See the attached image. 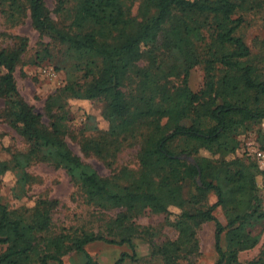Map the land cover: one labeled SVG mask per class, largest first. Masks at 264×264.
<instances>
[{"label":"trees","instance_id":"16d2710c","mask_svg":"<svg viewBox=\"0 0 264 264\" xmlns=\"http://www.w3.org/2000/svg\"><path fill=\"white\" fill-rule=\"evenodd\" d=\"M62 6L58 1L54 11ZM0 11L14 25L29 19L40 38L49 36L65 46L74 61L66 85L45 102L46 125L25 101L7 102L18 95L14 72L22 64L27 39L16 37V48L0 49L5 117L28 145L26 152L0 161V177L15 170V188L24 196L36 181L25 169L43 162L65 170L88 205L119 211L107 224L109 240L84 229L53 231V214L60 206L56 199L38 198L32 207L12 210L0 198V264H64L62 257L70 252L81 254L83 264H97L85 250L88 244L132 248L139 234L133 220L162 214L177 232L175 241L155 248L163 264H179L196 254V231L208 222L215 224V264H242L239 254L258 245L248 229L264 219L256 183L262 171L256 159L228 158L238 149L240 132L264 121V79L239 35L245 15L264 16V0H76L67 27L53 21L44 0H0ZM199 65L205 84L194 93L188 77ZM74 72L82 75L77 78ZM68 100L105 103L108 130L83 137L80 150L110 169L108 177L69 148L64 117L54 113L62 112V102ZM177 142L183 143L181 154L196 156L195 165L171 150ZM134 148L137 170L117 169L118 157ZM186 181L194 213L185 208ZM211 192L213 204L207 202ZM219 207L226 226L215 216ZM172 208L178 210L173 219ZM135 257V252L122 253L115 264ZM245 264H264V244Z\"/></svg>","mask_w":264,"mask_h":264},{"label":"rangeland","instance_id":"374dc122","mask_svg":"<svg viewBox=\"0 0 264 264\" xmlns=\"http://www.w3.org/2000/svg\"><path fill=\"white\" fill-rule=\"evenodd\" d=\"M58 1H62L63 6L60 11L55 12ZM44 2L50 11L51 18L58 26L70 25L76 0H44ZM244 17L245 21L239 29V35L244 39L253 57L250 63L257 69L260 78L264 79V16L248 14ZM16 37L27 39V48L22 57V64H19L14 72L18 95L11 97L7 102L11 103L17 99L25 101L33 107L36 113L42 115V121L47 125L50 121L45 113V102L49 96L56 94L66 85L67 70H73L74 61L67 53L65 46L54 42L49 36L40 38L31 27L29 19L19 25H14L8 22L0 11V49L16 48L19 43ZM74 73L77 78L82 75L81 72ZM218 75L219 72H216V77ZM204 84L205 72L199 65L191 70L188 87L192 92L197 93L204 88ZM62 105H64L63 111L54 109V113L64 117L63 125L67 131L65 139L69 148L101 177H108L111 174L110 169L96 157H85L80 150L83 137L108 130L109 124L103 116L105 103L68 100L67 103L62 102ZM5 116L6 101L0 98V161L3 162L10 161L13 153H24L28 148L27 143L14 129L9 127ZM237 140L238 149L235 155L228 159L240 158L245 163L254 162L253 152L259 149L264 151V121L248 125L240 132ZM170 148L178 154V158L190 164H196V156L181 154L182 142L174 143ZM136 152L134 148L122 153L116 162L117 169L126 166L129 170L136 171L138 167ZM201 154L205 155V153ZM260 170L262 174L257 177L256 183L264 213V167H260ZM25 172L35 177L36 181L25 188L24 196L15 188L18 175L15 170H8L0 177L1 202L9 209L32 207L38 198L56 199L60 206L53 214V231L57 233L63 228L66 230L84 229L102 235L106 239H112L108 235L107 224L117 215L118 210H100L88 205L80 189L65 170L55 169L52 165L34 161L25 169ZM197 183L200 184L198 178ZM190 191V182L186 181L182 192L187 200L185 208L194 213L195 207L189 203ZM207 202L215 203L212 192L208 195ZM171 212L173 214L171 219H173L178 210L172 208ZM215 216L223 226H226V216L220 207L216 209ZM133 222L139 227V234L133 240L132 248L128 245H113L101 241L88 244L85 247L86 252L97 264H115L122 253L132 256L134 252L136 259L127 258L124 264H163L161 259L154 255L155 248L175 241L177 238V232L166 223V215L141 216L135 218ZM248 232L258 238V245L252 250L239 254V262L242 264L254 260L264 244V219L256 222L251 229H248ZM196 234L199 242L198 252L181 259L179 264H215L217 260L214 247L215 224L213 222L203 224L197 229ZM221 246L223 250L226 249L225 234L221 237ZM62 261L64 264H83L84 258L79 253L70 252L62 257ZM48 264L57 263L49 262Z\"/></svg>","mask_w":264,"mask_h":264},{"label":"built area","instance_id":"2783aa9c","mask_svg":"<svg viewBox=\"0 0 264 264\" xmlns=\"http://www.w3.org/2000/svg\"><path fill=\"white\" fill-rule=\"evenodd\" d=\"M253 155L255 156V159L257 160L258 165L260 167H264V152L259 151V150H255L253 152Z\"/></svg>","mask_w":264,"mask_h":264}]
</instances>
